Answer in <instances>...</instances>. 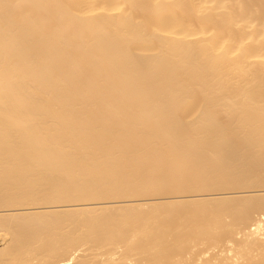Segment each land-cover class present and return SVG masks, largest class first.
Returning <instances> with one entry per match:
<instances>
[{
  "label": "bare ground",
  "instance_id": "obj_1",
  "mask_svg": "<svg viewBox=\"0 0 264 264\" xmlns=\"http://www.w3.org/2000/svg\"><path fill=\"white\" fill-rule=\"evenodd\" d=\"M0 264H264V0H0Z\"/></svg>",
  "mask_w": 264,
  "mask_h": 264
},
{
  "label": "rangeland",
  "instance_id": "obj_2",
  "mask_svg": "<svg viewBox=\"0 0 264 264\" xmlns=\"http://www.w3.org/2000/svg\"><path fill=\"white\" fill-rule=\"evenodd\" d=\"M193 105H195V104H192V103L189 104V106H193Z\"/></svg>",
  "mask_w": 264,
  "mask_h": 264
}]
</instances>
